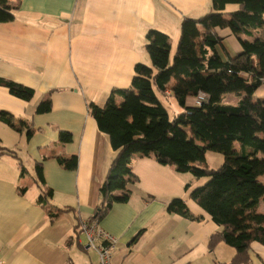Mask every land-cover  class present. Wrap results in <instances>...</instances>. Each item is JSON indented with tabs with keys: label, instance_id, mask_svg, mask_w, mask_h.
Instances as JSON below:
<instances>
[{
	"label": "crops",
	"instance_id": "obj_1",
	"mask_svg": "<svg viewBox=\"0 0 264 264\" xmlns=\"http://www.w3.org/2000/svg\"><path fill=\"white\" fill-rule=\"evenodd\" d=\"M7 1L14 9L12 20L0 22V78L32 94L25 100L0 85V113L18 126L0 120V258L3 264H97L79 225L101 205L99 188L116 151L89 105L101 106L113 90L128 88L137 62L150 64L145 50L150 29L169 35L171 58L182 19L211 11L212 2ZM237 7L228 3L224 10ZM216 31L227 53L242 52L228 28ZM252 33L260 36L262 30ZM254 97L264 99V81ZM222 99L237 102L232 93ZM42 101L50 108L37 112ZM176 108L177 113L183 110ZM62 131L70 133L68 141L61 140ZM72 156L77 157L74 169L59 162ZM130 167L137 180L129 184L128 199L115 202L98 220L117 238L111 264H221L232 259L235 250L225 243L208 247L210 235L221 228L189 198L185 185L196 182L193 176L186 180L151 153L133 155ZM174 197L183 198L196 218L167 211ZM57 209L62 210L51 218ZM259 211L264 212L263 202ZM248 259V264H264V246L253 242Z\"/></svg>",
	"mask_w": 264,
	"mask_h": 264
},
{
	"label": "trees",
	"instance_id": "obj_2",
	"mask_svg": "<svg viewBox=\"0 0 264 264\" xmlns=\"http://www.w3.org/2000/svg\"><path fill=\"white\" fill-rule=\"evenodd\" d=\"M211 2V11L182 19L171 58L169 35L150 29L145 44L150 64L137 62L128 88L113 90L101 106L89 105L98 129L108 135L116 151L99 188L101 205L92 218L100 220L115 202L128 199L129 184L137 180L131 158L151 153L158 163L173 165L177 172L208 178L193 188L185 185L189 198L221 228L210 235L208 247L223 242L234 248L232 259L221 264H248L251 244L264 246V212L259 211V203H264V99L254 97L264 81V0ZM228 3L237 9L225 11ZM13 9L7 0H0V22L12 20ZM216 28H228L242 52L227 53ZM257 30L262 33L255 37L252 31ZM0 85L25 100L32 94L9 80L0 78ZM200 93L205 99L199 105L188 103ZM227 93L237 97L235 104L223 102ZM160 96L173 97L183 110L170 117ZM49 108V102L42 101L36 111ZM0 120L18 127L5 112ZM60 138L68 141L70 133L62 131ZM208 150L223 157L215 169L206 163ZM59 162L74 169L77 157L67 161L60 157ZM36 172L42 180L40 165ZM61 210H51V218ZM166 210L196 218L181 197L172 198Z\"/></svg>",
	"mask_w": 264,
	"mask_h": 264
},
{
	"label": "built area",
	"instance_id": "obj_3",
	"mask_svg": "<svg viewBox=\"0 0 264 264\" xmlns=\"http://www.w3.org/2000/svg\"><path fill=\"white\" fill-rule=\"evenodd\" d=\"M205 99L204 94H199L194 98V105H199ZM79 230L86 237L87 249L94 251L97 254V264H111L112 252L117 243V238L103 230L98 225L96 218H90L82 221L79 225ZM0 264L3 261L0 258Z\"/></svg>",
	"mask_w": 264,
	"mask_h": 264
},
{
	"label": "rangeland",
	"instance_id": "obj_4",
	"mask_svg": "<svg viewBox=\"0 0 264 264\" xmlns=\"http://www.w3.org/2000/svg\"><path fill=\"white\" fill-rule=\"evenodd\" d=\"M174 50V49H173ZM173 52V51H172ZM171 52V57L174 53ZM160 98V97H159ZM161 102L163 103V105L166 107L168 115L170 117H173L176 113H177V104L175 99L172 98H165V97H161ZM205 160L206 163L208 165V167L210 169H215L217 168L219 165H221L222 161H223V157L220 153L218 152H214V151H210L208 150L205 154ZM181 175H183L184 177H186V180L188 177H192V175L188 172H181ZM194 180L196 181L195 183H186L189 184L191 188L199 186L204 184L208 178L207 177H202V178H198L196 179L194 177ZM187 182V181H186Z\"/></svg>",
	"mask_w": 264,
	"mask_h": 264
}]
</instances>
